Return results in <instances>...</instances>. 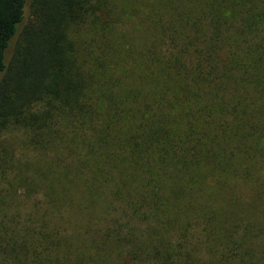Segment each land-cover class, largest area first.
Here are the masks:
<instances>
[{
	"label": "trees",
	"instance_id": "16d2710c",
	"mask_svg": "<svg viewBox=\"0 0 264 264\" xmlns=\"http://www.w3.org/2000/svg\"><path fill=\"white\" fill-rule=\"evenodd\" d=\"M0 264H264V0H0Z\"/></svg>",
	"mask_w": 264,
	"mask_h": 264
},
{
	"label": "rangeland",
	"instance_id": "374dc122",
	"mask_svg": "<svg viewBox=\"0 0 264 264\" xmlns=\"http://www.w3.org/2000/svg\"><path fill=\"white\" fill-rule=\"evenodd\" d=\"M16 138L18 139V137L16 135H12L9 137L10 140H15Z\"/></svg>",
	"mask_w": 264,
	"mask_h": 264
}]
</instances>
